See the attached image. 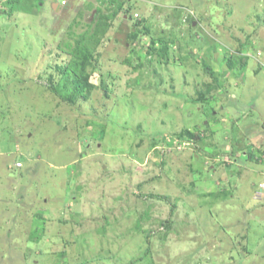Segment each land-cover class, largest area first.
Here are the masks:
<instances>
[{
    "label": "rangeland",
    "instance_id": "obj_1",
    "mask_svg": "<svg viewBox=\"0 0 264 264\" xmlns=\"http://www.w3.org/2000/svg\"><path fill=\"white\" fill-rule=\"evenodd\" d=\"M11 2L0 264H264V0Z\"/></svg>",
    "mask_w": 264,
    "mask_h": 264
},
{
    "label": "trees",
    "instance_id": "obj_2",
    "mask_svg": "<svg viewBox=\"0 0 264 264\" xmlns=\"http://www.w3.org/2000/svg\"><path fill=\"white\" fill-rule=\"evenodd\" d=\"M14 2L15 3L19 2V0H13V2H11L9 5L10 6H12V5L15 6L17 3L15 4ZM79 41L77 42V45L75 46V49H73V51H72L73 52V56H78L80 60H83V61L87 60L88 61L90 59V57H91L90 50H89L88 47H85L84 45H81L79 43ZM75 65H77V63H76V61L74 59V61L71 63V66L73 67ZM78 78L79 77L76 76V79H78Z\"/></svg>",
    "mask_w": 264,
    "mask_h": 264
},
{
    "label": "crops",
    "instance_id": "obj_3",
    "mask_svg": "<svg viewBox=\"0 0 264 264\" xmlns=\"http://www.w3.org/2000/svg\"><path fill=\"white\" fill-rule=\"evenodd\" d=\"M260 140H263V141L260 142L259 139H258V140H257V142H258L257 144L260 143L261 145H263V143H264V138H263V136H261ZM263 150H264V149H263Z\"/></svg>",
    "mask_w": 264,
    "mask_h": 264
}]
</instances>
